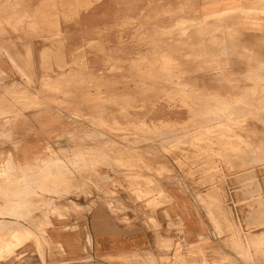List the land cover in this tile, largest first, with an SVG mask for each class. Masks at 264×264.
Here are the masks:
<instances>
[{"label": "rangeland", "instance_id": "1", "mask_svg": "<svg viewBox=\"0 0 264 264\" xmlns=\"http://www.w3.org/2000/svg\"><path fill=\"white\" fill-rule=\"evenodd\" d=\"M92 9L99 16L83 24L82 15ZM0 27L11 28L6 36L22 53L31 42L32 58L30 72L17 66L25 83L10 92L0 83V101L14 96L0 104L1 263H91L92 245L85 258L74 259L67 242L71 231L82 230L74 223L87 213L83 202L96 207L95 219L103 225L96 234H119V222L131 220L107 214L100 204L123 190L136 195L146 209L141 222L155 232V242L126 261L177 264L175 242L161 237L164 229L153 213L167 202L157 181L170 172L162 156L182 169L194 167L190 175L204 176L200 183L213 193L221 192L223 180L217 178L227 172L264 173V0H99L91 7L84 0H0ZM7 127L10 137L3 133ZM49 159L65 163L67 177L39 172ZM4 169L28 184L32 195L26 187L7 189L1 182ZM30 198L32 215L27 208L23 216ZM222 199L226 204L227 196ZM221 203L219 234L228 238L240 262L215 249L209 259L203 249L182 246L184 261L264 264V233L254 244L258 230L244 229ZM254 209L264 217L263 202ZM48 215L50 226L44 221ZM27 230L47 239L42 249L34 241L18 245Z\"/></svg>", "mask_w": 264, "mask_h": 264}, {"label": "crops", "instance_id": "2", "mask_svg": "<svg viewBox=\"0 0 264 264\" xmlns=\"http://www.w3.org/2000/svg\"><path fill=\"white\" fill-rule=\"evenodd\" d=\"M98 16V9H92L82 15L81 21L84 24L87 19ZM100 23L99 21L98 24ZM10 30V27H0V83L9 92L14 90L16 83H25L23 80L25 78L21 71H17V66H20L23 71L27 69L28 71H26L30 72L32 65V58H29L28 51L31 42L25 44L27 47L25 46L22 50L24 53L20 52L17 50L15 40L6 36L7 32L10 34ZM60 52L66 60L67 54L64 45ZM257 74L260 73H254L253 77L256 78L255 75ZM12 99L14 96L7 98V101ZM5 101V99L1 100L0 104L5 105L7 102ZM212 108L211 106L208 107V109ZM4 126H9V123ZM3 131L6 137L12 136V129L9 127ZM162 157L163 160L167 159L169 162L167 168L170 172L157 178L159 179L157 181H160L159 185L167 197V202L159 206L153 213L159 225L164 229L161 237L175 242L172 258L175 259L180 256L187 258L181 252L182 246H191L206 251L209 259L212 256L210 251L215 249L220 255H225L239 263L240 260L236 252L227 242L228 238L219 234L223 227L217 214L221 209L219 203L221 201V205L233 213V219L240 223L244 229L258 230L255 234L257 237L253 239V243L256 244L258 236L264 233V225H260L261 222H264V217L255 215L254 209L259 202L264 203V173L259 171L227 172L224 174L225 176L217 178L220 182L223 180L219 184L221 186L218 187L221 192L213 193L212 187L200 183L201 180H204V176L200 174L190 175V172L195 169L194 167L182 169L175 164L173 159L164 157V155ZM223 195L227 196L226 204L222 199ZM83 203H85L84 208L87 209V213H83L85 220L81 218L74 223V226L82 230L71 231L72 235H69L71 242L67 241L72 245L71 252L75 257L74 259L85 258L83 256L85 250L92 245L94 250L89 257L93 258V261L88 264H129L126 259L132 258L135 254L141 255L147 244L155 242V232L151 227L141 222L146 209L142 207L134 193L120 190L118 195H107L100 204L107 214L115 217L127 216L131 220L130 224L119 222V227L122 229L119 234L106 232L96 234V227L103 226L99 225L95 219L96 207L91 205V201L88 200ZM215 205H217L216 209ZM178 226H181L180 231ZM46 240L45 237H37L36 240H30L25 245L34 241L42 249V244L46 243ZM179 240L181 242H178ZM59 242L61 244L66 243L64 239L63 241L59 240ZM252 252L253 250L250 249L251 254ZM40 257L42 258V253ZM215 259L219 261L221 258L215 257ZM7 262L3 261L0 264Z\"/></svg>", "mask_w": 264, "mask_h": 264}, {"label": "bare ground", "instance_id": "3", "mask_svg": "<svg viewBox=\"0 0 264 264\" xmlns=\"http://www.w3.org/2000/svg\"><path fill=\"white\" fill-rule=\"evenodd\" d=\"M68 1H71V3L72 4H76L77 3V0H68ZM96 1H99V0H84V2H85V5L86 6H89V7H91ZM77 6V5H76ZM42 8V7H41ZM40 8V9H41ZM39 9V10H40ZM77 11V10H76ZM35 12V11H34ZM34 15H36L35 13H33ZM29 15V14H28ZM33 15V16H34ZM52 15H54V13L52 14ZM25 16V15H24ZM20 17V16H19ZM56 17V16H55ZM25 18L27 19V17L25 16ZM33 18V17H32ZM23 19H24V17H23ZM22 19V20H23ZM54 19V18H53ZM22 20H19L20 21V23H21V21ZM52 21V20H51ZM17 22H18V20H17ZM36 22V21H35ZM41 22V21H40ZM53 22H54V20H53ZM55 22H57V21H55ZM31 24H34L33 22L31 23ZM203 24H207V22H203ZM59 26V25H58ZM211 26V25H210ZM213 27V26H212ZM36 28V27H35ZM206 28H207V26H206ZM57 29V28H56ZM57 31H58V29H57ZM203 31V30H202ZM212 30H210V32H211ZM215 32V31H214ZM201 34L203 33V32H200ZM210 34H212V32L210 33ZM204 35H205V33H204ZM202 36V35H201ZM194 51H192V53H193ZM253 52V51H252ZM194 54V53H193ZM80 55V54H79ZM189 55V54H188ZM192 55V54H191ZM196 55V54H195ZM44 57V56H43ZM196 57V56H195ZM192 58H193V55H192ZM81 59V58H80ZM85 59V58H84ZM213 65V64H212ZM256 76V75H255ZM259 79V78H258ZM174 81V80H173ZM256 81H257V79H256ZM258 82V81H257ZM252 84V83H251ZM261 84V83H260ZM185 86H187V85H185ZM197 90V89H196ZM202 90V89H201ZM254 90V89H253ZM194 91V90H193ZM192 91V92H193ZM205 91V90H204ZM251 91V90H250ZM199 92H202V91H200V89H199ZM255 92V91H254ZM189 93H190V91H189ZM206 93V92H205ZM209 93V92H208ZM207 93V94H208ZM256 93V92H255ZM254 93V94H255ZM188 94V93H187ZM196 94V93H195ZM198 94V93H197ZM196 94V95H197ZM201 94V93H200ZM214 94V93H213ZM190 95H192L191 93L189 94V97H190ZM193 95H194V93H193ZM199 95V94H198ZM212 95V94H211ZM186 96V95H185ZM208 96H210L209 94H208ZM216 96V95H215ZM192 97V96H191ZM212 97V96H211ZM217 97V96H216ZM214 98V97H213ZM217 98H215V99H213V100H216ZM242 99V98H241ZM236 101H240V100H236ZM247 101V100H246ZM203 102V101H202ZM251 103V102H250ZM264 103V102H263ZM229 104V103H228ZM207 105V104H206ZM205 105V106H206ZM225 105V104H224ZM255 105V104H254ZM223 106V105H222ZM249 106V105H248ZM207 107V106H206ZM230 107V106H229ZM237 107V106H236ZM246 107V106H245ZM257 107V106H256ZM234 108H235V105H234ZM233 108V110H235ZM238 108V107H237ZM236 108V109H237ZM207 109V108H206ZM213 109V108H212ZM224 109V108H223ZM240 109V108H239ZM216 110V109H215ZM238 110V109H237ZM237 110H235V111H237ZM246 110V109H245ZM252 110H254V109H252ZM261 110H262V108H261ZM214 111V110H213ZM212 111V112H213ZM226 111V110H225ZM242 111V110H241ZM219 112V111H218ZM224 112V111H223ZM240 112V111H239ZM243 112V111H242ZM235 113H237V112H235ZM257 113V112H256ZM213 114V113H212ZM215 115V114H214ZM216 115H218V114H216ZM215 115V116H216ZM238 116V115H237ZM209 117V116H208ZM212 117V116H211ZM217 118V117H216ZM235 118V117H234ZM207 120L208 119H210V118H206ZM223 119V118H222ZM226 119V118H225ZM214 119H212V121H213ZM108 121V120H107ZM203 121V120H202ZM215 121V120H214ZM109 122V121H108ZM111 123V122H110ZM204 123V122H203ZM208 123V122H207ZM102 124V123H101ZM104 124V123H103ZM201 124H202V122H201ZM218 124V123H217ZM229 124H231V123H229ZM112 125V124H111ZM111 125H108V126H111ZM141 125V124H140ZM142 125H144V123L142 124ZM141 125V126H142ZM197 125V124H196ZM219 125V124H218ZM209 126V125H208ZM113 127V126H112ZM117 127V126H116ZM207 127V126H206ZM214 127H216V125L214 126ZM209 129H210V127H208ZM111 129V128H110ZM200 129V128H199ZM206 129V128H205ZM119 130V129H118ZM122 130V129H121ZM213 129H212V127H211V131H212ZM217 130V129H216ZM201 131V130H200ZM200 131H199V133H200ZM214 131V130H213ZM212 131V132H213ZM219 131V130H218ZM221 131V130H220ZM126 132V131H125ZM203 132V131H202ZM201 132V133H202ZM210 132V131H209ZM209 132H207L208 134H210ZM215 132H217V131H215ZM228 132V131H227ZM118 133V132H117ZM157 133V132H156ZM198 133V134H199ZM207 133H204L203 132V134H207ZM198 134H196V135H198ZM207 134V135H208ZM196 135H194V136H196ZM212 135H213V133H212ZM189 136V135H188ZM199 136H202V134L201 135H199ZM204 136V135H203ZM106 137V136H105ZM166 137V136H165ZM158 138V137H157ZM159 138H161V137H159ZM196 138H197V136H196ZM221 139V138H220ZM174 140V139H173ZM204 140V139H203ZM168 141V140H167ZM203 145V144H202ZM244 146H245V144H244ZM250 146V145H249ZM245 150V149H244ZM243 150V151H244ZM92 151V150H91ZM245 151H248V150H245ZM250 151H252V150H250V148H249V152ZM90 152V151H89ZM93 153V152H92ZM231 153V152H230ZM251 153V152H250ZM88 154V153H87ZM86 154V155H87ZM225 154V153H224ZM228 154V153H227ZM232 154V153H231ZM230 154V155H231ZM240 154V153H239ZM75 155V154H74ZM79 155V154H78ZM83 155V154H82ZM99 155V154H98ZM103 155H105V154H103ZM110 155V154H109ZM243 155V154H242ZM246 155V154H245ZM251 155V154H250ZM76 156V155H75ZM80 156V155H79ZM226 156V155H225ZM229 156V155H228ZM235 156L238 158V156H237V154H235ZM77 157V156H76ZM83 157V156H82ZM82 157H81V159H82ZM87 157V156H86ZM85 157V158H86ZM89 157H91V156H89ZM101 158V156L99 155L98 156V158ZM106 157V156H105ZM242 157V156H241ZM253 157H255V156H253ZM252 157V158H253ZM57 158V157H56ZM63 158V157H62ZM72 158H74V156L72 157ZM79 158V157H78ZM93 158V157H92ZM104 158V157H103ZM108 158V157H107ZM226 158V157H225ZM240 158V157H239ZM244 158V157H243ZM251 158V159H252ZM258 158V157H257ZM89 159V158H88ZM94 159V158H93ZM102 159V158H101ZM246 159V158H245ZM244 159V160H245ZM249 159V158H248ZM259 159V158H258ZM261 159V158H260ZM65 160V159H64ZM68 160H72V159H68ZM95 160V159H94ZM100 160V159H99ZM106 160V159H105ZM253 160V159H252ZM66 161V160H65ZM73 161V160H72ZM75 161H77V160H75ZM79 161V160H78ZM89 161V160H88ZM107 161V160H106ZM241 161H243L242 159H241ZM254 161V160H253ZM257 161V160H256ZM259 161V160H258ZM41 162H43V161H41ZM87 162V161H86ZM103 162V161H102ZM105 162V161H104ZM229 162V161H228ZM73 163H77V162H73ZM79 163V162H78ZM82 163V162H81ZM108 163V162H107ZM43 164V165H42ZM41 165V167L39 168V172H42V173H44V174H46V176L47 177H49L51 174H56V175H60L59 177L60 178H63V177H67V176H63V174H68V171L69 170H67V165L65 164V163H63L60 159H49V160H46V161H44V163H42ZM93 164V163H92ZM104 164V163H103ZM234 164V163H233ZM74 165V164H73ZM82 165V164H81ZM102 165V164H101ZM238 165V164H237ZM78 166V165H77ZM76 166V167H77ZM75 167V168H76ZM79 167V166H78ZM84 167V166H83ZM87 167V166H86ZM70 168H71V165H70ZM91 168V167H90ZM93 168V167H92ZM79 169V168H78ZM77 169V171L79 172V170ZM87 169V168H86ZM85 169V170H86ZM4 170H6V169H4ZM82 170V169H81ZM84 170V169H83ZM82 170V171H83ZM73 173V172H72ZM81 173V172H80ZM82 173H84V172H82ZM70 174V173H69ZM78 175H80V174H78ZM82 175V174H81ZM84 175H85V173H84ZM70 176H72V174L70 175ZM80 177V176H79ZM84 177V176H83ZM3 179H2V184L5 186V187H7V189H9L10 190V188H12V192H13V188H17V191L19 190L18 188H21V189H24V188H22V187H26V190L29 192V193H31V195H32V189L28 186V184H24V182L23 181H21V180H19V179H16L15 178V176L12 174V172L11 171H9V170H6L5 172H4V177H2ZM82 178V177H81ZM86 178V177H85ZM61 181V180H60ZM62 182V181H61ZM62 183H60V185H61ZM1 187V186H0ZM4 187V188H5ZM61 187V186H60ZM68 187H69V185H68ZM72 187V186H71ZM74 187V186H73ZM25 190V189H24ZM8 191V190H7ZM16 191V190H15ZM9 192V191H8ZM20 192V191H19ZM17 193V192H16ZM21 193V192H20ZM19 193V194H20ZM15 195V194H14ZM24 198V197H23ZM26 199V198H25ZM23 201V200H22ZM25 202H26V200H24ZM39 202V201H38ZM32 204H35V202L30 198L29 200H28V203L26 202V204H24V207H25V209H22L21 210V212H23V216H24V214L26 213V211H28L27 210V208H29V210H30V212H31V215H32V208H31V205ZM40 205V204H39ZM33 206V205H32ZM35 207L36 206H38V205H34ZM34 208V207H33ZM37 209V208H36ZM54 211V210H53ZM37 212V211H36ZM46 212V211H45ZM45 220V225H48V226H50V225H52V217L50 216V215H48V216H46V218H44ZM36 220V219H35ZM39 220V219H38ZM38 220H36V221H38ZM40 220H42V219H40ZM39 220V221H40ZM43 221V222H44ZM41 222V221H40ZM42 223V222H41ZM42 225H44V224H42ZM55 227V226H54ZM68 229H70V228H68ZM12 234H14V236H15V233L14 232H12ZM25 238L24 239H20L19 241H18V245H20L21 247H23L25 244H26V242L25 241H30V240H36L37 239V237H38V235H37V233L36 232H33V231H30V230H27V231H25ZM1 241V240H0ZM8 242H10V240H8ZM45 242H47V241H45ZM7 242L4 240V242H3V245L4 244H6ZM5 247V246H4ZM16 247V246H15ZM9 248V247H8ZM13 248V247H12ZM243 249H244V251H245V253H247V249H245L244 247H243ZM10 250H11V248H10ZM1 251V250H0ZM12 251H14V250H12ZM6 252V257L7 256H9V254H10V252L8 251V250H6L5 249V251H4V253ZM2 257H5L3 254H1L0 253V258H2ZM207 260V259H206ZM229 261V260H228ZM195 262H197V261H195V260H190V264H193V263H195ZM226 262V261H225ZM156 263V262H155ZM177 264H187V262L186 261H184V258L182 257V256H180V257H177ZM201 264H206V261H202V263Z\"/></svg>", "mask_w": 264, "mask_h": 264}]
</instances>
